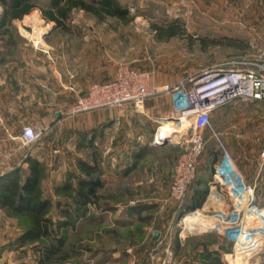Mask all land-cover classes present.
I'll return each mask as SVG.
<instances>
[{
	"label": "rangeland",
	"instance_id": "1",
	"mask_svg": "<svg viewBox=\"0 0 264 264\" xmlns=\"http://www.w3.org/2000/svg\"><path fill=\"white\" fill-rule=\"evenodd\" d=\"M119 1L128 9L127 15L134 17L130 22L113 17H106L102 21L84 10H75L68 30L55 28L45 36L49 22L43 18L41 10L36 9L22 19L23 23L29 25L17 21V25L7 26V34L20 32L34 49H43L50 66L66 71L62 78L68 76L70 86L77 76L74 70L80 65L86 71L84 77L87 79L99 74L105 66H110L113 74L121 65L149 71L151 83L159 88L166 83L177 84L203 71L217 67H243L245 63L260 61L264 57V0H257L254 11L243 6L235 10L223 9L217 7L218 0ZM28 19L31 21L27 22ZM170 28L176 34L169 37L167 31ZM88 71L93 72L90 77ZM150 105L156 106L155 118L158 121H153V117L133 121V116H129L130 123L126 126L120 124L111 130H99L98 137H95L97 139L93 141L97 152H94L91 139L83 138V133L76 138L74 128H70L73 119L61 122L54 140L42 144V133L34 142L39 146L46 145L51 155L43 161L48 167L42 180L46 195L56 199L54 186L64 183L72 169L79 173L77 161L86 159L90 162L100 161L104 168L106 181L99 191L103 202L118 203L114 211L101 213L102 209H97L96 214L103 217L101 225L85 220L78 224L77 233L68 235L65 248L81 241L92 247L90 252L64 263L51 264H197L196 254L204 243L209 244V249H215L216 244L221 245L225 249L221 254L222 264H231L229 254L233 253V246L219 238L214 231H198L200 233L190 234L181 240L179 238L180 229L184 228L183 213L188 205L194 203L195 189L204 188V183L191 187L183 202V211L174 209L168 213L167 209H163V205L170 204L175 165L186 147L179 144L178 137L175 142H166L163 146L154 147L148 143L151 135L167 122L164 119L172 113L166 96L159 94L151 99ZM240 115H233L234 119L222 129L224 132L221 129L218 132L239 167L241 165L251 173L261 169L256 203L264 208V106L246 117ZM158 116H161L160 119ZM206 136L209 142L200 170L205 180H212L211 173L221 153L208 132ZM80 140L82 144H79ZM147 146L154 148L147 150L141 159L132 157ZM12 157V154L1 153L0 165ZM125 157L129 162L136 163L126 174L124 167L116 170L117 164ZM20 167L22 171H28L27 166L25 168L21 164ZM109 167H112L110 172L107 171ZM242 173L249 182L250 179ZM210 182L202 206L195 209L203 210L204 214L221 207L210 204L204 209L211 193ZM150 202L157 203V206L140 213H126L130 205ZM221 204L224 205L223 200ZM209 208L211 211H208ZM145 213L153 215L149 223L140 219ZM128 217H132V223H128ZM119 221H126V225L120 226ZM28 227L27 216H14L0 209V264H40L41 253L37 251L39 242L20 241ZM158 229L164 232L161 242L153 240V233ZM185 231L190 233L184 228L183 236L186 235ZM250 263L264 264V250L252 259L245 256L239 259V264Z\"/></svg>",
	"mask_w": 264,
	"mask_h": 264
},
{
	"label": "built area",
	"instance_id": "2",
	"mask_svg": "<svg viewBox=\"0 0 264 264\" xmlns=\"http://www.w3.org/2000/svg\"><path fill=\"white\" fill-rule=\"evenodd\" d=\"M150 79L149 71L121 65L111 80L92 84L88 92L78 98L70 112L75 114L126 103L133 104L134 109L141 112L148 98L163 92L170 94L172 113L164 120L176 122L178 131L174 130L173 134L178 135L179 144L186 147L175 165L170 200L182 205L196 183L209 142L206 136L208 132L221 153L214 165L210 188H216L217 197L222 198L224 205L212 213L204 214L216 221V226L206 232L214 231L231 243L234 251L229 255L235 256L241 248L244 256L252 259L264 250V225L256 226L257 218L249 219L248 215L264 208L256 203L257 185L246 181L211 117L216 110L240 101L264 103V57L260 61L245 63L243 67H217L203 71L174 85L166 83L161 88L155 87ZM161 126L152 143L162 145L175 142L173 137H158ZM41 134L34 127L25 126L21 134L22 146H30ZM183 229H180V238L200 233L190 232L183 236ZM244 233L255 235L257 240L248 245H239Z\"/></svg>",
	"mask_w": 264,
	"mask_h": 264
},
{
	"label": "crops",
	"instance_id": "3",
	"mask_svg": "<svg viewBox=\"0 0 264 264\" xmlns=\"http://www.w3.org/2000/svg\"><path fill=\"white\" fill-rule=\"evenodd\" d=\"M256 3L257 0H218L217 7L235 10L243 6V8L254 11L257 8ZM22 19H15L11 24L17 25L18 21L20 24L26 25L27 23H23ZM38 20L37 22H39ZM30 21V19L27 20V22ZM48 22L50 27L44 31L45 36L50 32L49 30L55 29V22ZM11 24L7 26H11ZM7 26L0 28V159L1 153H9L13 157L8 159L5 164L0 165V174L12 171L20 167L21 164L27 168L28 164L25 162V158L28 155L36 157L39 161L51 157L46 145L39 146L38 143H33L30 146H22L21 134L25 126L30 125L44 133L41 138V142L44 144L52 139L54 140L53 137L59 132L62 121L73 119L70 128H74L76 138L83 133V138L91 139V144H93V141L97 139L95 137L99 135V130H111V128L120 124L126 126L130 123L129 116H133V121L145 120V118L150 117H153V121H158L155 118L157 117L155 115L156 106H151L150 102L159 94L167 97L172 109L170 94L163 92L148 98L141 112L136 111L133 104L126 103L122 106L71 113L70 110L76 104L78 98L85 95L92 84L107 82L113 78L114 74L110 66H105L99 74L87 79L84 77L86 71L80 65L74 70L77 76L72 82V86H70L68 76L62 78L65 76L66 71L62 68L50 66L48 56L43 49H34L30 41L26 40L20 32L14 35L7 34ZM88 72L90 77L93 72ZM262 106H264V103L261 102L240 101L216 110L212 114L211 120L215 127L219 128L216 129L220 131L234 119L232 118L233 115L241 114V117H246L257 112V108L259 109ZM58 112L61 113L60 116H58ZM114 112L116 115H113ZM160 117L158 116L159 119ZM104 131L102 130V132ZM102 132L100 133L101 136L103 135ZM154 135V133L151 135L148 143L155 147L158 145L152 143ZM79 144H82V140L79 141ZM93 145L94 152H97L98 148L95 147V144ZM57 159L59 161L58 155ZM129 163V160L125 157L124 161L122 160L121 163L117 164L116 170L123 167L126 170ZM240 167L246 178L250 179L249 183L257 185L261 176V169L251 173L241 165ZM111 169L112 167H109L107 171L110 172ZM169 203L163 205V209H167L166 212L168 213L172 212L177 206L170 199ZM158 230L162 233L161 242L162 239L164 240V232L162 229ZM215 250H219V244H216Z\"/></svg>",
	"mask_w": 264,
	"mask_h": 264
},
{
	"label": "trees",
	"instance_id": "4",
	"mask_svg": "<svg viewBox=\"0 0 264 264\" xmlns=\"http://www.w3.org/2000/svg\"><path fill=\"white\" fill-rule=\"evenodd\" d=\"M0 5L2 6L0 28L10 25L15 19H22L36 9L41 10L44 19L54 21L55 28L64 30L69 29V23L75 10H84L102 21L106 17H113L127 23L134 18L127 15L128 9L119 0H0ZM167 33L169 37L176 34L172 28L168 29ZM147 150L151 151L153 148L147 146L138 153H134L132 157L141 159ZM25 162L28 164L27 172L18 167L0 174V209H5L14 216H27L29 220V227L20 237L21 243L39 242L40 246L37 251L41 253L40 264L64 263L70 258L90 252L92 247L86 242L78 241V244L69 248L65 246L68 235L77 233L78 224L82 221L102 224L103 217L96 214L97 209H102L101 213H104L118 208V203L105 204L99 193L106 181L103 177L105 171L100 161L90 162L86 159H79L77 165L80 172L77 173L72 169L64 183L54 186L53 194L57 196L56 199L51 195H46L42 187L47 165L32 155H28ZM135 164L131 161L124 174L132 170ZM201 174L200 170L194 185L200 186L204 183L205 187L195 189L194 203L188 205L186 209L184 204L175 207L181 211L185 209L183 215L201 207L209 191L210 180H205ZM156 206L157 203L153 202L130 205L126 213H140L154 209ZM140 219L144 223H149L153 215L145 213ZM126 220L128 223L133 222L132 217ZM125 222L119 221L118 224L124 226ZM224 250L221 245L219 250L209 249V244L204 243L202 249L196 254L198 263L222 264L221 254Z\"/></svg>",
	"mask_w": 264,
	"mask_h": 264
},
{
	"label": "bare ground",
	"instance_id": "5",
	"mask_svg": "<svg viewBox=\"0 0 264 264\" xmlns=\"http://www.w3.org/2000/svg\"><path fill=\"white\" fill-rule=\"evenodd\" d=\"M168 124L173 125V124H176V122L170 120L166 122L163 126H161V129L158 132V137L159 138L173 137V140H176L175 138L179 136L173 133H174V130L178 131V128L177 126H170ZM217 196L218 195L215 191V187L213 186L204 209H207L210 204H218L219 206H222L221 204L222 198L221 197L218 198ZM248 218L249 219L257 218L255 221V225L259 227L263 226L264 225V209L257 210V213L255 214L250 213L248 215ZM182 222L184 224V228L188 232H193V231L204 232L216 226V221L214 220V218L205 216L203 213V210H200V209L189 212L188 214H185L184 218L182 219ZM256 240H257V237L255 235L253 236V235L244 233L240 239L239 245H248L250 243L255 242ZM240 257H244V254L242 253L241 248L237 250L236 257L230 256V258L232 259L231 264H239ZM250 264H256V263H250Z\"/></svg>",
	"mask_w": 264,
	"mask_h": 264
},
{
	"label": "water",
	"instance_id": "6",
	"mask_svg": "<svg viewBox=\"0 0 264 264\" xmlns=\"http://www.w3.org/2000/svg\"><path fill=\"white\" fill-rule=\"evenodd\" d=\"M61 115V113L60 112H58V116H60ZM164 144V143H163ZM161 231L160 230H155L154 231V233H153V240L154 241H158V240H160V238H161Z\"/></svg>",
	"mask_w": 264,
	"mask_h": 264
}]
</instances>
